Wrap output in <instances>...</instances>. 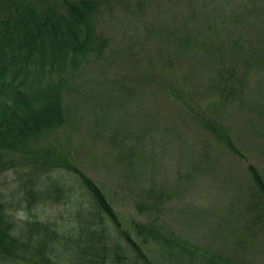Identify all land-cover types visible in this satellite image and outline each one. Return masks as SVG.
<instances>
[{
	"label": "rangeland",
	"instance_id": "rangeland-1",
	"mask_svg": "<svg viewBox=\"0 0 264 264\" xmlns=\"http://www.w3.org/2000/svg\"><path fill=\"white\" fill-rule=\"evenodd\" d=\"M96 31L108 45L79 67L48 143L102 187L134 239L132 220L152 227L155 264H264V193L248 170L264 180V0H100ZM52 174L72 196L28 209L25 177L6 171L9 210L24 228L36 213L87 226L89 197L71 173Z\"/></svg>",
	"mask_w": 264,
	"mask_h": 264
},
{
	"label": "trees",
	"instance_id": "trees-1",
	"mask_svg": "<svg viewBox=\"0 0 264 264\" xmlns=\"http://www.w3.org/2000/svg\"><path fill=\"white\" fill-rule=\"evenodd\" d=\"M99 1L0 0V178L8 170L21 172L31 209L53 203L52 193L56 200L72 196L62 177L52 174L49 184L43 178L55 170L67 171L89 197L91 215L79 230L62 229L37 213L25 220L24 228L0 190V264H155L144 249L146 237H157L152 227L132 220L143 236L134 239L102 187L61 146L48 143L66 124L64 95L79 67L101 57L108 45L96 31ZM206 126L222 136L232 153H240L211 120ZM248 170L264 193L262 174L253 165ZM73 231L87 233L85 244ZM60 242L63 247L57 248Z\"/></svg>",
	"mask_w": 264,
	"mask_h": 264
}]
</instances>
